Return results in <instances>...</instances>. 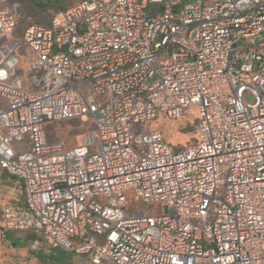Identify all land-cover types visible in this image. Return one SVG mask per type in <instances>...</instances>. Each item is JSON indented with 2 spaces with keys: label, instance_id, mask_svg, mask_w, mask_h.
<instances>
[{
  "label": "built area",
  "instance_id": "2783aa9c",
  "mask_svg": "<svg viewBox=\"0 0 264 264\" xmlns=\"http://www.w3.org/2000/svg\"><path fill=\"white\" fill-rule=\"evenodd\" d=\"M70 1L19 39L0 0V168L26 201L2 230L92 264H264V0ZM191 104L188 146L147 128ZM81 118L78 145L47 137Z\"/></svg>",
  "mask_w": 264,
  "mask_h": 264
},
{
  "label": "rangeland",
  "instance_id": "374dc122",
  "mask_svg": "<svg viewBox=\"0 0 264 264\" xmlns=\"http://www.w3.org/2000/svg\"><path fill=\"white\" fill-rule=\"evenodd\" d=\"M7 3L16 10L19 16L13 35L19 39L22 38L23 30L28 24L48 25L53 13L58 10L53 6L39 7L31 0H7ZM69 3L66 0L65 4L68 5ZM247 97L252 99L249 93ZM199 116V106L191 104L182 116L168 118L161 115L149 123L147 128L161 131L165 139L177 149L194 142ZM46 128L49 139L62 143L64 148H70L78 145L82 137L92 130V123L87 118L71 119L50 123ZM13 146L21 151L27 150L25 140L15 141ZM15 183L11 176L0 168V207L2 203L10 201V192L14 190ZM139 208L144 210L147 206L140 204ZM158 211H163L162 205H159ZM37 238L40 237L34 231L13 230L4 232L0 226V264H92L90 259H85L83 255L67 253L61 249L50 250L41 239L40 247L36 248L33 246V240Z\"/></svg>",
  "mask_w": 264,
  "mask_h": 264
},
{
  "label": "crops",
  "instance_id": "0c3cea01",
  "mask_svg": "<svg viewBox=\"0 0 264 264\" xmlns=\"http://www.w3.org/2000/svg\"><path fill=\"white\" fill-rule=\"evenodd\" d=\"M10 176H11L12 180L16 183H15V186L13 188L14 190H12L10 192V197H9L10 201H8V202L12 203L13 205H15L19 208H25L26 207V201H25V193H24L23 185H22L20 179H18L15 176H12V175H10ZM3 204L4 203H2V205L0 207V215H1V225L0 226L1 227L3 225V221H2V206H3Z\"/></svg>",
  "mask_w": 264,
  "mask_h": 264
},
{
  "label": "trees",
  "instance_id": "16d2710c",
  "mask_svg": "<svg viewBox=\"0 0 264 264\" xmlns=\"http://www.w3.org/2000/svg\"><path fill=\"white\" fill-rule=\"evenodd\" d=\"M31 1L34 2L37 6L42 7V8H46V7H49V6L56 7L58 10L55 11L53 13V15L55 13L60 12V11H64V10H66L67 8H69L71 6V1L70 0H68L70 2L68 5L65 4L66 0H31ZM53 15H52V17H53ZM37 24H41V23H37ZM43 25H45V24H43ZM30 231H33V230H30ZM35 233L38 234L37 232H35ZM67 253H69V252H67ZM47 258H49V257H47Z\"/></svg>",
  "mask_w": 264,
  "mask_h": 264
}]
</instances>
